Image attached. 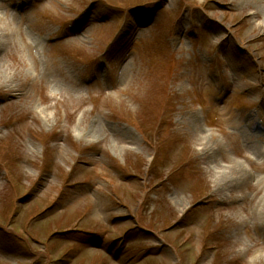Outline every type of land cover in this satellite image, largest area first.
I'll return each mask as SVG.
<instances>
[{"label": "rangeland", "instance_id": "rangeland-1", "mask_svg": "<svg viewBox=\"0 0 264 264\" xmlns=\"http://www.w3.org/2000/svg\"><path fill=\"white\" fill-rule=\"evenodd\" d=\"M103 1L0 0V264H264V0Z\"/></svg>", "mask_w": 264, "mask_h": 264}, {"label": "trees", "instance_id": "trees-1", "mask_svg": "<svg viewBox=\"0 0 264 264\" xmlns=\"http://www.w3.org/2000/svg\"><path fill=\"white\" fill-rule=\"evenodd\" d=\"M161 153L163 154V146H161ZM73 232L81 233L82 236L80 238L83 241V244L87 246L92 244H100L103 243L104 240L108 239L107 236L102 232H93L86 229H80V230H73Z\"/></svg>", "mask_w": 264, "mask_h": 264}]
</instances>
